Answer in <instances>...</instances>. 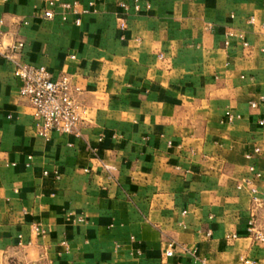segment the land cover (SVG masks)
<instances>
[{
  "label": "crops",
  "instance_id": "obj_1",
  "mask_svg": "<svg viewBox=\"0 0 264 264\" xmlns=\"http://www.w3.org/2000/svg\"><path fill=\"white\" fill-rule=\"evenodd\" d=\"M121 1L75 25L43 18L46 0H0L3 41L67 74L86 108L78 136L44 139L0 57V264H264L248 232H264V101L249 106L264 96V0ZM228 27L248 46H225ZM251 163L259 204L236 189Z\"/></svg>",
  "mask_w": 264,
  "mask_h": 264
},
{
  "label": "built area",
  "instance_id": "obj_2",
  "mask_svg": "<svg viewBox=\"0 0 264 264\" xmlns=\"http://www.w3.org/2000/svg\"><path fill=\"white\" fill-rule=\"evenodd\" d=\"M101 0H89L82 3L78 0H46V6L41 10V16L45 19L54 18L55 14H59L62 21H66L69 16L72 17V22L75 25H80L81 16L90 12L96 11V4ZM122 11L126 12L132 8L138 12L142 5L140 0H131V4L125 1L118 3ZM145 8H149V4L145 3ZM250 23L254 21V17L248 20ZM22 24H26L27 20L22 19ZM2 24V20H0ZM126 21L121 16L118 20V29L123 32L126 29ZM4 32L0 29V57L14 64L13 75L19 80L18 94L21 97L28 99L33 110L37 126V134L44 139H49L52 131L61 134H70L78 136L79 124L86 114V108L80 103L77 98V93L80 88L72 85L70 77L63 73L57 77H52L50 72L42 65H31L21 61L20 54L23 48V39L15 36L3 41ZM123 35L121 34V38ZM237 38L243 46H248L244 39L242 31L228 27L224 32V45L229 46L230 40ZM260 51L264 52V46L260 47ZM161 58L162 56L159 55ZM264 101V96L259 95L256 100H251L249 106L256 108L259 102ZM226 117L231 121L234 117L229 111L225 112ZM259 125H264V118L258 120ZM260 152L259 147H253L250 151L244 154L245 159H252ZM28 159L31 156L27 157ZM107 170H112L113 167L103 165ZM248 172L251 174L245 177L236 184V189L247 190L251 195V200L255 204L261 203L258 197V189L256 180L260 177V172L255 169L253 163L249 164ZM87 171V169H85ZM44 175L47 171L43 172ZM55 178H59V173L54 171ZM82 220V219H79ZM36 233H43L44 230L39 224L33 226ZM248 232L251 236L260 242H264V232L258 230L254 226V222H249ZM174 242L168 241L165 247V255L170 256L173 253ZM245 263L254 264V261L245 260ZM35 264V263H32Z\"/></svg>",
  "mask_w": 264,
  "mask_h": 264
}]
</instances>
